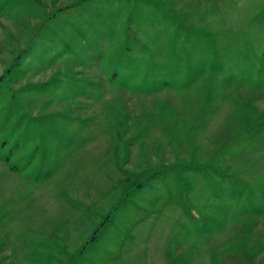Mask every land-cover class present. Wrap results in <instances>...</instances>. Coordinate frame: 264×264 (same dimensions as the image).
<instances>
[{"label":"rangeland","instance_id":"obj_1","mask_svg":"<svg viewBox=\"0 0 264 264\" xmlns=\"http://www.w3.org/2000/svg\"><path fill=\"white\" fill-rule=\"evenodd\" d=\"M0 264H264V0H0Z\"/></svg>","mask_w":264,"mask_h":264}]
</instances>
